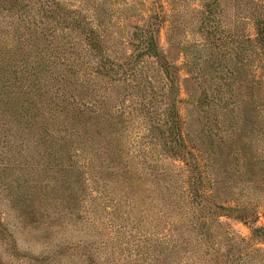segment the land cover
<instances>
[{"label": "rangeland", "instance_id": "obj_1", "mask_svg": "<svg viewBox=\"0 0 264 264\" xmlns=\"http://www.w3.org/2000/svg\"><path fill=\"white\" fill-rule=\"evenodd\" d=\"M51 3L60 27L42 60L52 78L12 82L0 104V264H264V85L251 90L245 63L264 0ZM82 28L100 34L102 72ZM151 35L177 68L172 94L162 63L137 55ZM198 77L231 95L210 128ZM255 90L256 104L242 100ZM172 104L187 147L157 125ZM194 147L209 156L198 198L194 157L177 151Z\"/></svg>", "mask_w": 264, "mask_h": 264}, {"label": "trees", "instance_id": "obj_2", "mask_svg": "<svg viewBox=\"0 0 264 264\" xmlns=\"http://www.w3.org/2000/svg\"><path fill=\"white\" fill-rule=\"evenodd\" d=\"M51 4V0H0V104H4V107L7 106V102L9 101L10 96H8V93H11L10 89L13 87L12 82L19 85L28 83V87L34 88L31 82L33 81L34 83V80H37L39 77L43 78V76L48 74L52 78V70L56 68L53 66L54 63L42 60V53L45 54L44 52H46L49 46L57 43L58 37L55 36L58 35L56 33L59 32L58 27H60L53 14L54 9ZM62 28H70L67 30H72L71 27ZM87 30L86 28H82L80 33L85 36L84 40L87 42V47L94 52L92 55L96 58V62L94 61V65L96 66L95 71L102 72L109 63V56L106 55L104 44H102V41H99L100 34L95 30H91L90 32ZM249 42L250 47L247 49L249 55L245 63L246 66H249L250 70L254 72V75L249 80L252 84H250L251 90H254L264 85V79L261 78V75L264 74V27L261 26L258 29L257 37L249 39ZM41 45H47V47ZM12 46L13 48L15 47V52L13 53L9 52ZM250 53H255L256 57L251 58ZM137 55L156 58L162 63L161 67L163 68V74L170 87L169 93L172 94L176 90V87L179 86L176 84L179 76L176 78L175 72L173 71V69L177 68L171 66V64L164 59L156 37L151 35L144 47L141 49L139 48ZM49 65L52 66L50 67ZM110 71H113L112 68ZM107 72L108 70L106 74H109V72ZM198 83L202 89L198 98V105L205 113L208 127L210 128L212 127V123L215 122V119L218 120V111L221 108L229 109L232 104L230 102L231 95L226 93L221 86L211 92L205 86L206 80H204V78L198 77ZM227 85L230 86V83ZM256 91L257 90L251 94H245L242 100L246 101L248 99L250 104H256L257 99H259L258 92L256 93ZM62 102L70 104V102L66 100ZM172 106V111L170 109L168 110L166 118H159L157 125L161 131H163L161 127L168 126L170 134L184 141L183 147H187L185 146L186 139L182 137L181 131L174 119V117L177 116L176 105L172 104ZM227 120H229L228 117L224 119V122ZM177 151H179L178 153L182 155L181 157L183 159L188 158L187 153H191L194 157V160H192V162L188 160L186 165H190L188 170L195 173L193 175L195 179L198 180L197 183L194 182V185L196 184V186H199V188L195 190L194 195L196 198L202 197V192L205 190L202 189L203 183L206 181L205 179L207 176L202 172L203 168L201 162L204 156H206L205 160L209 161V156L204 153L205 150H203L202 147H198V156L195 153V147L191 149L190 152L186 151L183 154L181 150L178 149ZM118 165L119 164L110 159L108 163L105 164V170L107 172L111 171L116 173ZM209 186H211V183ZM204 192L207 193V191ZM198 209L199 212H197L194 217L197 219V222L200 223V227L205 228L209 226L208 222L204 221V218L210 216V207L200 205ZM206 210L207 216L204 215ZM229 210L232 212L240 211L241 213L244 211L234 207H230ZM244 216L245 215H237L235 217L242 219ZM263 231L264 228L255 229V233L259 236H261V232Z\"/></svg>", "mask_w": 264, "mask_h": 264}]
</instances>
